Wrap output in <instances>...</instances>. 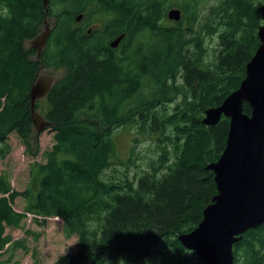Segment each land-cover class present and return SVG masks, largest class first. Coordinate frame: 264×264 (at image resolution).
<instances>
[{"label": "trees", "instance_id": "16d2710c", "mask_svg": "<svg viewBox=\"0 0 264 264\" xmlns=\"http://www.w3.org/2000/svg\"><path fill=\"white\" fill-rule=\"evenodd\" d=\"M202 1L49 0L45 7L43 0H0V161L12 153L13 134L35 158L40 147L31 89L43 68L65 70L37 102L54 134L45 163L30 165L23 192L0 175V255L22 247L7 229L26 218L14 208L24 197L27 212L62 219L65 237L78 239L76 253L52 264H193L194 253L179 237L198 227L218 194L206 168L221 158L230 130L225 117L205 126V112L221 106L245 79L260 46L264 4L220 0L210 10L211 23L198 27ZM173 7L183 11L179 23L167 19ZM86 11L85 26L102 22L91 36L112 41L125 34L120 59L73 27ZM48 17L54 29L33 60L36 52L25 42ZM213 35L218 45L211 54L206 39ZM244 111L251 113L249 105ZM122 129L135 130L132 178L129 171L107 173L115 172L113 139ZM142 139L155 155L146 169L136 162L147 159L136 153ZM234 257L235 264H264V225L241 237Z\"/></svg>", "mask_w": 264, "mask_h": 264}, {"label": "water", "instance_id": "95a60500", "mask_svg": "<svg viewBox=\"0 0 264 264\" xmlns=\"http://www.w3.org/2000/svg\"><path fill=\"white\" fill-rule=\"evenodd\" d=\"M43 2L47 7L49 0ZM260 11V46L247 64L245 79L221 106L208 109L203 120L205 126L213 127L223 117L230 119L226 148L219 161L206 168L215 175L218 194L204 209L198 227L179 237L183 247L195 252L203 264H235V245L246 232L264 225V4ZM168 18L179 22L182 11L172 9ZM52 30L46 22L26 44L38 51L33 60L40 59ZM124 38L120 36L111 46L118 48ZM60 78L58 73L41 74L31 89L32 118L38 134L48 130L51 123L37 112V102ZM245 104L251 108L250 114L245 113Z\"/></svg>", "mask_w": 264, "mask_h": 264}, {"label": "rangeland", "instance_id": "374dc122", "mask_svg": "<svg viewBox=\"0 0 264 264\" xmlns=\"http://www.w3.org/2000/svg\"><path fill=\"white\" fill-rule=\"evenodd\" d=\"M220 0H204L202 1V11L200 15V22L198 27H206L211 23L212 17L210 10ZM89 6L88 9H91ZM87 13L83 12V14ZM56 23L55 19L53 18ZM92 24L90 27L95 31L102 27V22L99 20H92L88 23ZM87 25V26H88ZM137 40H134V44ZM208 51L214 53V48L218 45L217 35L208 36L206 39ZM212 61V59L210 60ZM208 61V62H210ZM65 72L64 69H46L43 68L41 74H61ZM44 102V101H43ZM38 113L43 117V104L37 108ZM44 118V117H43ZM52 130L48 129L41 134L37 130L34 131V139H38L40 151L37 152L35 158L31 156L33 150H27L22 141L15 135L10 136V144L12 146V153L4 160L0 161V175L9 176L12 189L23 192L26 190L30 180V165L33 162L45 163L46 159L44 152L50 150L54 144ZM135 137V130L122 129L119 131L114 139L115 148V172L108 171L109 176L116 173L124 174L129 171L132 178L136 172L133 166H128V158L131 156V149L133 146V139ZM151 146L148 141L142 139V142L137 145L136 153L146 156L145 161L139 162L143 169L147 168L148 157L155 158L151 151ZM27 202L24 197H19L14 203V208L17 212L24 213L26 218L17 228L7 229L13 241L22 244V247L9 250L0 255V264H52L58 258L66 254L76 253L78 250L77 237L66 238L63 233V221L58 217L46 219L38 215L26 211ZM46 219V220H45ZM194 253V252H193ZM191 261L195 264L196 253L191 255Z\"/></svg>", "mask_w": 264, "mask_h": 264}, {"label": "flooded vegetation", "instance_id": "af4514ba", "mask_svg": "<svg viewBox=\"0 0 264 264\" xmlns=\"http://www.w3.org/2000/svg\"><path fill=\"white\" fill-rule=\"evenodd\" d=\"M81 14L83 15V17H80V19H78L77 16L73 19V22H72L73 27L83 29V30H81V35L84 38H91L95 43L102 45L103 49H106L108 54L112 58L117 59V60L120 59L121 47L113 48L111 46V43L113 40L112 41L105 40L104 36L102 34H99L97 38H95L94 36H91L92 31H94V29L90 27L92 24L90 23L88 26H85L83 21H84L86 13L85 14L81 13ZM50 22H51V24L55 23L53 19H51ZM28 45H29V43H28ZM29 48H30V52L37 51V49L31 45L29 46Z\"/></svg>", "mask_w": 264, "mask_h": 264}, {"label": "clouds", "instance_id": "9594fccd", "mask_svg": "<svg viewBox=\"0 0 264 264\" xmlns=\"http://www.w3.org/2000/svg\"><path fill=\"white\" fill-rule=\"evenodd\" d=\"M109 264H112V262L109 260Z\"/></svg>", "mask_w": 264, "mask_h": 264}]
</instances>
